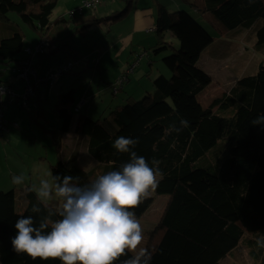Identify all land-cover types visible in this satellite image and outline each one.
Instances as JSON below:
<instances>
[{"label": "trees", "instance_id": "trees-1", "mask_svg": "<svg viewBox=\"0 0 264 264\" xmlns=\"http://www.w3.org/2000/svg\"><path fill=\"white\" fill-rule=\"evenodd\" d=\"M59 1L0 0V76L5 65L15 63L11 73L16 78L15 70L23 62L19 56L26 47L24 34L11 22L9 14H17L36 30L40 39H48L51 16ZM182 1L200 14L214 15L229 29H252L255 48L264 56V0ZM138 2L125 0L122 11L89 19L81 30L88 31L102 22L119 23L138 7ZM151 5L155 25L148 32L154 31L156 39L148 46L156 54L173 50L163 58L170 74L152 77L153 92H146L151 90L146 87L143 97L129 98L107 117L97 119L79 113V108L77 112L73 110L79 89V83L74 81L72 88L61 93L56 102L60 127L54 134L59 147L63 145V135L71 129L86 137L88 152L99 162L100 171H94L95 179L128 161L129 153L112 147L117 137L138 138L133 150L150 165L153 158L160 161L161 175L155 191L168 196L147 243L146 248L153 253L151 264H220L239 248L244 234H254L257 239L264 236V125L251 123L257 115L264 114V61L255 74L238 78L205 108L198 95L213 82V77L201 68L199 61L213 43V35L188 10H170L160 0H152ZM84 10L85 7L71 11L72 17L78 18ZM167 36L178 39L180 48L175 49ZM68 38L61 39L51 53L69 49ZM49 43L46 53L53 45L50 40ZM138 64L139 60L127 66L124 82L129 81ZM74 66L72 62L62 65L67 67L66 73L76 75ZM0 85L11 87L18 94L24 91L23 83L22 90H17L14 82L2 81L1 77ZM122 86L123 83L117 85V89ZM37 101L40 102L38 94ZM14 102L18 100H10L6 95L1 103L7 106ZM181 120H187L188 126L182 127ZM174 128L182 130L177 132ZM57 174L72 176L80 185L93 180V173L81 166L74 155L59 158L52 165V178ZM47 203L55 209L60 201L53 197ZM152 203L150 196L129 210L141 218ZM36 204H40L37 193L30 187L0 191V264H61L58 258L33 260L12 250L11 238L17 232L14 225L18 217L33 215L39 222L47 214L43 204L39 214L33 213L31 209ZM52 219L60 217L55 215ZM260 248L263 255H258ZM251 254L254 264H264V247L256 243ZM126 258L121 256L114 264Z\"/></svg>", "mask_w": 264, "mask_h": 264}, {"label": "rangeland", "instance_id": "rangeland-1", "mask_svg": "<svg viewBox=\"0 0 264 264\" xmlns=\"http://www.w3.org/2000/svg\"><path fill=\"white\" fill-rule=\"evenodd\" d=\"M84 1L86 0L59 1L51 16V28L47 32V37L53 45L48 53L35 58L37 71L41 77L48 76L52 70L62 68L64 65L62 63L65 62H72L75 65L73 72L78 71V73L74 75L67 72L53 84L50 82L39 84L37 87L39 103L36 95L27 108L23 107L20 102H14L7 105L4 110L7 128L0 132V191L29 187L35 190L39 187L41 179H47L52 183V165H55L59 158L67 159L73 154L78 158L81 166L93 173L92 179H95L94 171H100L99 162L88 152L86 137L71 139L66 142L68 145L64 143L59 147L60 142L57 143L54 134V130L60 127L58 113L55 111L59 94L65 89L67 90L64 92L69 91L74 81L76 84L79 83L77 86L79 89L73 110L77 112L76 108H79V113L97 119L107 117L112 109L121 103H123L121 105L126 104L129 98L143 97L147 84L150 85V92H153L155 87L151 78L159 73L169 75L171 72L166 67L163 58L171 54L173 50L169 49L156 54L149 49L148 44L154 43L156 39L154 31L145 33L147 36H145L144 43L147 46L139 48L135 44L134 47H127L121 52L122 44H116V41L121 34L126 35L131 29L127 21L102 22L100 25L89 27L88 31L81 30L85 21L89 19L107 17L116 11H122L125 7V0H108L96 7H85L84 14L78 15L76 18L78 21H76L72 17L71 10L78 9V5L83 6ZM160 1L170 10H188L214 37V42L202 53L199 63L201 68L208 71L214 80L198 96L205 108L209 107L214 99L227 92L236 79L253 75L258 71L260 63L264 61V56L253 48L256 41L253 40L252 29L245 27L229 29L214 15L208 17L210 15L200 14L182 0ZM149 2L151 0H139L138 6L143 7V4ZM9 17L11 22H15L24 34L25 49L34 47L40 39L36 30L29 24L23 23L15 13H10ZM149 35H153V38ZM63 38H68L69 49L51 53ZM166 40L172 43L175 49L180 48L181 42L175 37L172 39L167 36ZM19 57L26 59V51L24 50ZM138 60L139 64L134 73L130 75L129 81L124 82L126 78L123 74L127 66ZM14 66H16L15 63L5 65V70L2 71L0 77L2 81L14 82L16 89L22 90V83L12 77L11 68ZM121 83H123L122 88L116 89ZM82 101L84 104L80 105ZM13 175H23L24 182L20 185L14 184ZM151 196L154 198V203L141 218L137 217L143 229L141 247L146 246L151 231L159 222L158 214L167 203V197L157 194L156 191H153ZM239 248L236 250L237 253L241 251ZM220 264L232 263L226 259Z\"/></svg>", "mask_w": 264, "mask_h": 264}, {"label": "clouds", "instance_id": "clouds-1", "mask_svg": "<svg viewBox=\"0 0 264 264\" xmlns=\"http://www.w3.org/2000/svg\"><path fill=\"white\" fill-rule=\"evenodd\" d=\"M180 123L188 126L187 120ZM251 123L264 125V114L257 115ZM138 143V138L117 137L112 147L129 153L128 161L88 184L80 185L69 175H55L54 183L41 179L35 191L47 214L39 222L33 215L18 217L12 250L33 260L58 258L61 264H114L121 256L127 258L120 264H151L153 253L140 246L143 229L135 212L129 209L151 196L161 170L160 161L153 158L150 165L145 157L137 155L133 149ZM24 179L23 175L12 176L16 185ZM53 197L60 201L55 209L47 203ZM40 204L33 205L31 211L39 214ZM55 215L60 219L53 220ZM257 245L264 247V236L258 238Z\"/></svg>", "mask_w": 264, "mask_h": 264}, {"label": "crops", "instance_id": "crops-1", "mask_svg": "<svg viewBox=\"0 0 264 264\" xmlns=\"http://www.w3.org/2000/svg\"><path fill=\"white\" fill-rule=\"evenodd\" d=\"M151 4H152V0L149 3L143 4V7H140V6L136 7L135 10L134 11H131V13L129 14V16H127V18H125V20H123V21H127L126 23L130 26L131 29L128 31V33H126V35H125V33L124 34H121V36L119 37V39L116 41V44H118V43L119 44H122L121 49H120L121 52L124 51L127 47L128 48L134 47L135 44L136 45H139V46H146L147 45L146 43H144L145 36H147L145 33L146 32L148 33V30L153 29V27L155 25V21H154L155 20V18H154V8L152 7ZM77 7H79V5ZM73 10H75V9H73ZM73 10H71V11H73ZM206 15H210L208 17H212L211 16L212 14H210V13L209 14H205V16ZM227 33H228V30H227ZM138 34H140V36H138ZM149 37H151V36L149 35ZM255 43L253 45V48L255 49V51H257L256 48H255ZM201 58H202V56H201ZM199 63H200V61H199ZM62 64H66V62L65 63H62ZM83 66H85V64ZM83 66H81V68ZM35 70H36V73H37L38 77H40V75H39V73L37 71V65L35 67ZM147 88L150 89V86H147ZM65 90H67V89H65ZM64 91H62L61 93H63ZM148 91H151V90H147L146 92H148ZM60 94H59V96H60ZM83 104H84V102L82 101L80 103V105H83ZM121 104H123V103H121ZM6 108L7 107H5L4 110ZM5 128H7V121L5 123ZM2 130H0V132ZM71 135H73V136H71ZM78 137H83V136H81L78 133H76L74 131V129H71L69 132H67V134H64L63 135V137H62L63 144L64 143L66 144V142H69L71 139L72 140L78 139ZM66 145H68V144H66ZM73 155H71V156H73ZM71 156H69V157H71ZM62 159H64V158H62ZM52 183H53V181H52ZM165 196L167 197V202H168V196L167 195H165ZM153 200H154V198H153ZM153 203H154V201H153ZM164 209H161V213L158 214L159 220H160V218H161V216H162V214L164 212ZM152 231L150 233V236L148 238V241H149V239H150V237L152 235ZM257 240L258 239L254 236V234H249V233L244 234L243 237L241 238V243H240V246H239L240 247L239 249H241V251L239 253H237L236 252L237 249H236L233 252L229 253L227 255V257H225L223 260L226 261V259H227V261H230L232 264H254V262H253L254 257L252 256L251 252L255 248L256 243H257ZM148 241H147V243H148ZM145 247H147V244H146ZM258 255H263L262 254V251H261V248L258 249Z\"/></svg>", "mask_w": 264, "mask_h": 264}, {"label": "built area", "instance_id": "built-area-1", "mask_svg": "<svg viewBox=\"0 0 264 264\" xmlns=\"http://www.w3.org/2000/svg\"><path fill=\"white\" fill-rule=\"evenodd\" d=\"M108 0H86L82 7H96L99 4H103ZM82 7L78 11L82 10ZM73 14V12H71ZM73 16V15H72ZM50 45L48 39H40L39 42L32 48L25 49L27 58L23 59V62L16 68V80L24 84V91L18 94L16 90L6 85H0V130L5 129L4 108L7 107L1 102L5 99L6 95H9L10 100H18L23 107L27 108L30 105L31 99L37 93V87L41 83H54L59 77H61L67 71V67H62L56 70H52L46 77H38L35 67V58L39 55L46 53V48ZM117 89V88H116Z\"/></svg>", "mask_w": 264, "mask_h": 264}, {"label": "bare ground", "instance_id": "bare-ground-1", "mask_svg": "<svg viewBox=\"0 0 264 264\" xmlns=\"http://www.w3.org/2000/svg\"><path fill=\"white\" fill-rule=\"evenodd\" d=\"M33 48V47H32ZM39 56H42V55H39ZM65 134H67V133H65Z\"/></svg>", "mask_w": 264, "mask_h": 264}, {"label": "water", "instance_id": "water-1", "mask_svg": "<svg viewBox=\"0 0 264 264\" xmlns=\"http://www.w3.org/2000/svg\"><path fill=\"white\" fill-rule=\"evenodd\" d=\"M27 49V48H26Z\"/></svg>", "mask_w": 264, "mask_h": 264}]
</instances>
